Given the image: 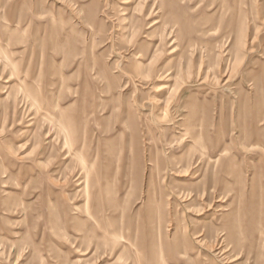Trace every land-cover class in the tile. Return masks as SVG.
Here are the masks:
<instances>
[{
	"label": "rangeland",
	"instance_id": "374dc122",
	"mask_svg": "<svg viewBox=\"0 0 264 264\" xmlns=\"http://www.w3.org/2000/svg\"><path fill=\"white\" fill-rule=\"evenodd\" d=\"M0 264H264V0H0Z\"/></svg>",
	"mask_w": 264,
	"mask_h": 264
}]
</instances>
